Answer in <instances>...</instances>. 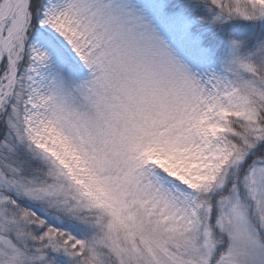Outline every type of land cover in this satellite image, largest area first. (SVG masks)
Returning <instances> with one entry per match:
<instances>
[{
    "label": "snow or ice",
    "instance_id": "6c2138e0",
    "mask_svg": "<svg viewBox=\"0 0 264 264\" xmlns=\"http://www.w3.org/2000/svg\"><path fill=\"white\" fill-rule=\"evenodd\" d=\"M0 264H264V0H0Z\"/></svg>",
    "mask_w": 264,
    "mask_h": 264
}]
</instances>
